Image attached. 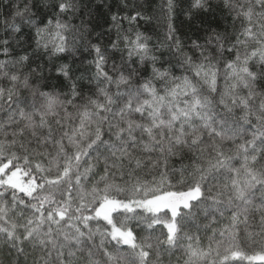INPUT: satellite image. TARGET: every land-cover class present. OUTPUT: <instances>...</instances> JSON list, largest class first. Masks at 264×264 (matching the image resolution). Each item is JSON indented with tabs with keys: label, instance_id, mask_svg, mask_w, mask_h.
<instances>
[{
	"label": "trees",
	"instance_id": "obj_1",
	"mask_svg": "<svg viewBox=\"0 0 264 264\" xmlns=\"http://www.w3.org/2000/svg\"><path fill=\"white\" fill-rule=\"evenodd\" d=\"M2 164L0 264H264V0H0Z\"/></svg>",
	"mask_w": 264,
	"mask_h": 264
},
{
	"label": "rangeland",
	"instance_id": "obj_2",
	"mask_svg": "<svg viewBox=\"0 0 264 264\" xmlns=\"http://www.w3.org/2000/svg\"><path fill=\"white\" fill-rule=\"evenodd\" d=\"M7 164L0 165V183H6L12 185L18 189L24 190L26 192H31L34 189L35 183L33 181H26L24 179L23 173L19 170H14L11 172H6ZM199 196V189L193 188L183 193L171 195H161L158 197L141 199V200H109L102 207L101 211L98 213L104 220L112 224L111 221V211L114 209H144L148 211H158L162 209H167L171 212L172 217L179 207H187L189 201L195 199ZM166 229L169 236H172L175 230V223L173 218L170 222L166 224ZM112 224V234L114 236L120 237L121 239H126V235L122 233ZM130 235V233H129ZM123 237V238H122ZM131 242V236L130 240ZM264 260V256L262 257Z\"/></svg>",
	"mask_w": 264,
	"mask_h": 264
}]
</instances>
